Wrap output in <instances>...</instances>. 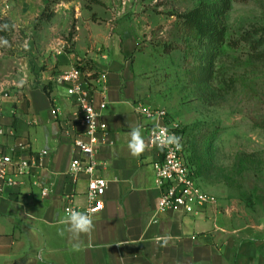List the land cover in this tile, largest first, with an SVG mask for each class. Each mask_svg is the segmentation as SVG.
I'll return each instance as SVG.
<instances>
[{
	"label": "crops",
	"instance_id": "obj_1",
	"mask_svg": "<svg viewBox=\"0 0 264 264\" xmlns=\"http://www.w3.org/2000/svg\"><path fill=\"white\" fill-rule=\"evenodd\" d=\"M8 1L0 0V14L9 8L3 5ZM25 13L11 19L16 26L26 24ZM47 36L42 53L38 40L27 50L21 43L11 54L0 51V124L7 129L0 141L16 149L17 160H34L48 151L41 168L0 196V264H264V226L235 218L226 201L217 198L194 214L156 212L161 191L153 163L159 151L148 147L133 157L127 146L132 127L140 126L146 141L154 122L136 111L138 103L150 105L133 62L134 44H115L98 57L86 54L81 35L62 53L65 42ZM87 56L95 69L83 71L95 89L96 104L107 103L102 119L108 130L97 158L98 174L108 185L104 209L91 217V235L77 240L68 231L65 207L68 201L79 208L89 205V175L75 179L71 174L72 140L81 113L59 74L82 66ZM45 187L50 189L46 196Z\"/></svg>",
	"mask_w": 264,
	"mask_h": 264
},
{
	"label": "rangeland",
	"instance_id": "obj_2",
	"mask_svg": "<svg viewBox=\"0 0 264 264\" xmlns=\"http://www.w3.org/2000/svg\"><path fill=\"white\" fill-rule=\"evenodd\" d=\"M230 1L223 22L237 47L207 46L186 33L178 17L203 3ZM0 17L13 23L3 53L27 39L41 49L48 34L86 54L105 56L115 44H134L133 62L147 103L165 109L182 128L187 152L206 191L226 201L235 218L264 226V58L244 37L264 33V0H10ZM4 6V7H5ZM52 17L48 19V17ZM16 21V20H15ZM256 34H255V33ZM84 34V35H82ZM47 36V37H48ZM81 38V37H80ZM30 47V46H29ZM30 49V48H29ZM88 50V51H87ZM29 51V50H28ZM259 51V52H258ZM84 71L94 61L84 58Z\"/></svg>",
	"mask_w": 264,
	"mask_h": 264
},
{
	"label": "built area",
	"instance_id": "obj_3",
	"mask_svg": "<svg viewBox=\"0 0 264 264\" xmlns=\"http://www.w3.org/2000/svg\"><path fill=\"white\" fill-rule=\"evenodd\" d=\"M27 41L26 48L29 47L32 40L29 38ZM64 49H66L65 43L59 52L62 53ZM59 81L66 85L67 95L73 99L81 113V126L72 140L71 174L75 179H78L81 173L89 175V205L79 208L72 201H68L65 214L69 216V210H78L86 212L92 217L104 209L103 197L108 185L107 180L98 174L101 164L97 158L102 145V135L106 134L108 130L107 123L102 119L107 103L103 101L97 106L95 89L79 66L62 71L59 74ZM5 95L9 97L10 94L7 92ZM136 111L144 117L154 120L148 129L146 141L148 147L159 151V158L153 163L155 182L161 191L156 212L158 214L168 211L194 214L200 207L216 204L217 197L205 190L200 178L195 173V167L187 152V145L184 142L180 125L170 119L165 109L138 103ZM54 113L56 114L57 111L54 110ZM157 124L166 128L169 133L179 136L182 147L180 149H176L175 146L160 147L153 143V128ZM6 135L7 129L0 124V139ZM15 151V148L6 146L0 141V196L20 187L22 179L29 176L34 168H41L44 157L48 155V151H43L38 153L34 160H17ZM49 191V187H45L43 195H48Z\"/></svg>",
	"mask_w": 264,
	"mask_h": 264
},
{
	"label": "trees",
	"instance_id": "obj_4",
	"mask_svg": "<svg viewBox=\"0 0 264 264\" xmlns=\"http://www.w3.org/2000/svg\"><path fill=\"white\" fill-rule=\"evenodd\" d=\"M236 1L247 2L250 0ZM229 4L230 1L224 2L222 5L203 3L202 5L187 13L180 14L178 17L183 21V27L185 28L186 33L191 36H195L199 42L202 41V43L206 44L207 46L212 45L217 48L226 44L237 47L239 44L238 42L232 41L228 43L226 39L227 29L223 19L226 15ZM51 17L52 15H50L47 20H49ZM4 25H7V28H3ZM12 29V21L10 19L0 17V38H10ZM253 36L254 34L250 32L244 37V39L247 40L255 50H260L264 45V33L261 34L257 40H255ZM258 54L264 58V51Z\"/></svg>",
	"mask_w": 264,
	"mask_h": 264
},
{
	"label": "clouds",
	"instance_id": "obj_5",
	"mask_svg": "<svg viewBox=\"0 0 264 264\" xmlns=\"http://www.w3.org/2000/svg\"><path fill=\"white\" fill-rule=\"evenodd\" d=\"M3 28H7V25H4ZM0 45L7 46L8 41L6 39L0 38ZM153 135L154 139L152 142L160 147L175 146L176 149H180L182 147L180 143L181 138L179 136H177L175 133H169L166 128L161 127L158 124L153 128ZM129 137L130 138L127 146L130 154L133 157L141 156L148 148V143L143 137L141 127H132ZM67 223L69 225L68 231L72 233L73 237L77 240L81 234L91 235V232L94 228L91 217L86 212L78 210H69ZM73 248L75 250H79V243L73 244Z\"/></svg>",
	"mask_w": 264,
	"mask_h": 264
}]
</instances>
